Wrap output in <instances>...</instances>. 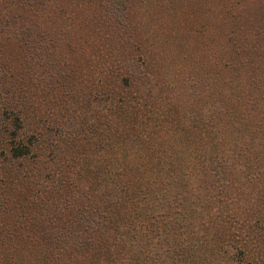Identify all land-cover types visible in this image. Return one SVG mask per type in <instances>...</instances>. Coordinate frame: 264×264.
<instances>
[{"label":"trees","instance_id":"1","mask_svg":"<svg viewBox=\"0 0 264 264\" xmlns=\"http://www.w3.org/2000/svg\"><path fill=\"white\" fill-rule=\"evenodd\" d=\"M65 1L0 0V264H202L211 223L242 242L264 229L247 191L264 187V77L238 69L255 66L216 55L188 79L202 99L191 107L102 24L113 2L97 1L95 20Z\"/></svg>","mask_w":264,"mask_h":264},{"label":"rangeland","instance_id":"2","mask_svg":"<svg viewBox=\"0 0 264 264\" xmlns=\"http://www.w3.org/2000/svg\"><path fill=\"white\" fill-rule=\"evenodd\" d=\"M67 1L71 2L70 5L76 4L74 2H78L77 4L84 3L89 9L87 14L95 20H98L97 10L102 8L97 1L105 7L113 5L111 15L115 14V16H111L109 21L102 24L106 26L115 23L118 34L134 42V48L131 52L137 54L139 59H145V65H142V68L147 71L159 72L170 79L166 93L163 95L168 94V87L175 86L182 91V95L190 104L193 102L196 104L191 107L198 108L202 99L200 95H197L188 79L199 71H210L211 60L216 55L228 52L239 55V57L243 56L249 64H253L255 67H244L242 64L238 69H248L264 77V0ZM110 2L113 4L110 5ZM217 22L219 23L216 24ZM93 24L91 22V25ZM103 32L104 37L107 35L105 40L114 43L115 31L104 30ZM207 32H216V36L211 39ZM96 34L94 32V37ZM228 41L240 45L237 49H229ZM112 47L107 43V46L104 47L105 53L110 54V51H113L111 50ZM122 51L126 52L127 50ZM257 87L259 88V86ZM259 90V92H255L254 99L261 103L264 109V87L259 88ZM168 97L171 100H162L167 106L175 104L180 98V96L173 95ZM156 111L159 112V109ZM258 134L260 137H264V125ZM256 167L254 171H261L259 167L264 168V160H261ZM238 172L243 173L240 170ZM247 184L241 185L240 188H235L236 185L234 184V189L229 192L227 200L229 204L241 202L235 198L234 194H238ZM258 190L259 193L255 194L256 186L253 184L247 186V191H250L248 194L251 197L249 202H256L257 204L253 205L254 210L257 209L264 216V187H259ZM243 197H246V194L242 196V199ZM242 201V207L246 206V200ZM224 208V204L219 202L218 219L220 218L219 215L227 214V212L224 213ZM236 209V212L239 213L238 206ZM240 214L245 221L244 224H241L244 227L240 231H243L248 228L247 218L244 212ZM217 224L211 223V228H205V234H208L207 239H209L205 243L207 249L205 251L209 256L207 259H201L202 256H200L202 264H228L230 259L226 251L230 253L237 246L236 249L239 252H237L236 260L240 264L247 261L246 257L264 256V229L255 230L253 236L246 237V241L242 242L235 241V235H231L228 229L227 233L219 232V227L215 226ZM260 224H263V221ZM213 231L215 232L212 233ZM228 238L230 240H227ZM213 248L216 250H214L215 254L211 252ZM243 249L245 255L242 254ZM222 250L225 251L222 252ZM234 254H236V250ZM224 255L226 256L224 257Z\"/></svg>","mask_w":264,"mask_h":264}]
</instances>
